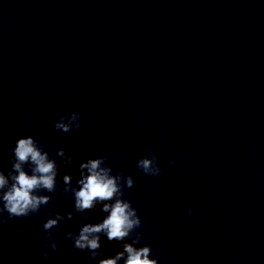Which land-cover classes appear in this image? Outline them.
Segmentation results:
<instances>
[{"label":"clouds","instance_id":"1","mask_svg":"<svg viewBox=\"0 0 264 264\" xmlns=\"http://www.w3.org/2000/svg\"><path fill=\"white\" fill-rule=\"evenodd\" d=\"M80 121V113L72 112L69 116H60L54 122V127L69 133L81 128ZM56 157L66 166H70L75 159L66 154L63 148L56 151ZM9 161L11 167L7 172L0 167V225L15 218L38 215L53 202L52 196L45 193H56L59 189L65 195L70 194L74 200L72 211L50 213L42 225L46 237L44 247L52 250L43 252L45 259L58 250L53 229H60L76 214H85L84 219L91 220L96 213H105L102 221L82 223L77 232L65 233V238L72 241L74 250L87 253L89 260L97 264H118L122 259L124 264H160L158 258H151L154 255L151 245L136 247L143 239V222L138 209L126 198V191L134 187V179L122 171L114 172L107 157L98 156L81 162L75 185L73 176L61 175L57 159L51 157L31 135L16 140ZM174 163V160L169 161V164ZM136 166L149 177L162 174L157 153L152 149H148L147 157L137 160ZM58 177L61 178L62 187L58 184ZM192 214L189 207L188 215ZM18 231H23V228H18ZM102 236L108 242H117L120 250L110 257L97 259L104 257Z\"/></svg>","mask_w":264,"mask_h":264}]
</instances>
